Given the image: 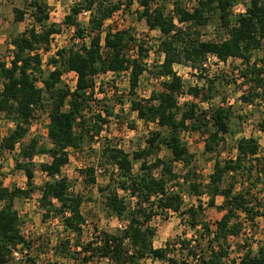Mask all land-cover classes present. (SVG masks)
<instances>
[{
	"label": "trees",
	"instance_id": "trees-1",
	"mask_svg": "<svg viewBox=\"0 0 264 264\" xmlns=\"http://www.w3.org/2000/svg\"><path fill=\"white\" fill-rule=\"evenodd\" d=\"M133 1L141 9L138 19L143 20L149 30H156L163 37L160 45L163 60L153 66L151 73L142 62L141 45L138 47V57L130 58L126 55L125 51L133 41L128 30H103L104 22L123 6L121 2L77 0L60 26L46 25V4L38 0L29 4L32 10L30 14L40 30L36 31L33 27L13 38L10 61L8 64L0 63V112L6 114L14 124L9 134L0 140V152H11L16 146H20L15 169L23 172L27 186L24 190L8 189L0 180V264H9L13 260V253L22 251L28 245L20 231V218L15 202L33 192L35 167L32 160L37 155L44 154L49 158L48 162L39 165L40 171L50 179L40 189L38 202L42 222L57 217L66 231L77 237L82 234L85 223L80 213L82 198L69 193V183L65 178L55 177L68 163V151L80 148L84 134L91 132L98 135L102 130L104 120L98 115L96 120H91V131L86 130L84 113L90 108L95 76L107 72H129L130 96L135 95L139 79L144 73L152 74L155 78L169 79L162 83L161 91L152 93L147 100H131V110L137 113V118L145 123H154L160 130L151 132L145 141V147L132 153L112 145L102 147L100 166L106 168L104 165H109L115 172L110 177L111 183L100 189L101 193L108 190L103 196L104 207L117 220L125 222V228L119 233L98 231L94 239L85 245H75L80 248L79 251L76 249L73 253L61 254L72 259L74 255H82V264L92 263L93 260L98 263L104 260L105 264H140L146 259L158 264H226L224 259L228 256L227 240L238 234V225L232 223L238 213L245 214L251 221L260 217L264 232V211L259 210L258 202L252 203L253 198L248 199L250 190L235 193L232 182L222 186L230 173L244 171V176L247 174L249 178L253 177V162L259 161L260 151L254 138H241L237 142L235 161L214 162L213 172L206 185L207 206L216 207V197H222L223 203L218 208L224 213L216 222L214 231H211L209 224L200 223L201 233L199 240H196L197 247H192L190 241L177 240L173 243V249L170 244L155 248V229L150 226L151 219L157 214L156 210L161 213L180 212L181 197L168 190V185L175 186L179 177L175 173V165L181 164L184 170H188L186 180L193 174L194 155L183 145L181 133L192 131L206 135L204 152H211L229 130L230 113L221 106L202 110L198 103L193 102L187 104L186 109L178 116L177 96L181 93L183 84L173 66L190 64L192 68H196L197 65H202L208 55L214 56L220 63L238 59L242 68L237 76L242 80V85L249 86L248 94L243 95L241 100L251 103L253 99L260 98L264 95V0H248L244 12L235 15L233 19L230 18L233 0H200L192 12L185 11L175 3L172 14L165 13V7L157 3L159 0H127L126 3L129 6ZM82 12H89L88 26L85 28L77 22V17ZM13 13L16 22L23 21L24 11L14 9ZM205 13L218 14L222 26L229 29L227 39L217 43L190 39L188 30L191 27L207 24ZM177 23L184 28L178 27ZM231 23L233 26H230ZM62 26L65 29L74 27L75 37L83 39L86 35L89 42L82 41L58 50L57 58H51L48 63L54 67L53 70L43 77L41 58L37 51H47L52 35L61 33ZM255 53H259L260 57L253 59ZM68 72H73L76 76L73 90L61 85L62 75ZM39 80L42 87L36 85ZM213 84V81L209 82L204 94L201 89L192 87L189 89L190 95L202 101L210 100L214 96ZM45 102L49 106L47 138L51 146L38 147L33 138L22 144V140L27 137L30 121L37 110L45 107ZM162 147L169 152L168 157L158 156ZM244 162H247L246 167ZM136 163L139 167L134 172ZM85 171L90 182H93V170L89 168ZM255 180H259L257 175ZM190 187L195 194H203L197 185L192 183ZM119 192L133 200V207ZM200 210L202 208L198 205L185 211L190 218L189 228L195 232ZM58 248L59 245L55 250ZM184 251L186 252L183 253ZM231 262L264 264V249H258L255 254L247 252L238 262Z\"/></svg>",
	"mask_w": 264,
	"mask_h": 264
},
{
	"label": "rangeland",
	"instance_id": "rangeland-1",
	"mask_svg": "<svg viewBox=\"0 0 264 264\" xmlns=\"http://www.w3.org/2000/svg\"><path fill=\"white\" fill-rule=\"evenodd\" d=\"M35 0H0V63H6L11 59L10 51L13 49L11 40L20 36L27 29L34 27L36 31L40 28L34 22L32 10L29 4ZM47 5L48 20L46 25L55 24L60 26L65 16L66 9H70L77 0H38ZM122 3V7L114 19H107L104 22L103 30L110 29L128 30L132 40L130 48L125 53L130 58L138 57V47L143 48L142 62L145 64L150 73L153 72V66L158 65L163 60V53L160 52V45L163 37L156 30H149L143 20L138 19L139 10L135 1L131 5H127V0H112ZM200 0H195L197 7ZM230 18L242 13L248 0H233ZM158 5L165 7V13L172 14L174 4L178 3L182 9L187 12L186 0H159ZM14 9L24 11L23 21L16 22L14 20ZM69 13V12H67ZM207 24L203 26H193L189 31L190 39L199 42H220L228 37V28L222 26L218 19L217 13H205ZM176 19V18H175ZM89 12H82L77 17V22L82 28L88 26ZM178 27H183L177 23ZM230 26H233L231 23ZM65 31V27L62 26ZM86 42L89 37L85 35ZM51 43H53L51 45ZM76 44L68 34L63 38L51 37L50 47L47 51H42L41 65L43 77L53 70V66L48 64L51 58H57L56 52L63 48H69ZM60 47V48H59ZM260 57L259 53H255L253 59ZM242 68L241 61L238 59H228L226 63H220L212 55H208L202 65L192 68L190 64L174 65L173 69L177 76L181 78L183 87L181 93L177 96V114L186 109V105L190 103H198L202 110H209L215 106L227 108L230 113L228 133L222 136V141L211 152H204V139L206 137L192 131L181 133V141L187 150L194 155L193 174L186 180V170L181 164L175 165V173L179 175L173 184L168 185L171 193H177L182 204L180 212H163L156 210L157 214L151 219L150 226L155 229L153 238V246L155 248H163L166 244H170L173 249V243L177 240L190 241L191 246L198 245L201 233L200 223H207L211 231L215 230L216 222L219 221L224 211L218 207L223 203L222 197H216L214 208L207 206L208 195L206 193V185L209 177L213 172V165L216 160L220 162L235 161L237 157L236 144L241 138H254L259 146V161L253 162L252 178L244 171L230 173L225 178L222 186L234 183V192L250 190L248 199L253 198L259 203V210L264 211V95L260 98L253 99V102L247 103L241 100L243 95L248 94L247 85H242V80L238 78V71ZM128 72V71H127ZM128 73H105L99 74L94 78V92L92 93V101L90 108L85 114L86 130L91 131L92 121L96 120L97 115L104 120L102 130L98 135L91 132L84 134L82 144L78 150L70 149L68 151L69 161L62 167L56 179L65 178L69 183V193L71 195H79L82 198L80 213L85 223L83 225L82 234L77 237L69 231H66L62 222L57 217H52L42 222V211L39 208L40 189L43 184L50 179L40 171L39 165L49 161L48 156L41 154L33 158L35 167L33 178V192L28 197H21L16 200L15 208L20 218V231L27 246L22 251L14 252L13 260L9 264H82L79 255L73 256V259L62 255L63 253H73L79 251L76 244L85 245L94 239L98 231L108 233H119L118 228L123 221L117 220L104 207L103 196L108 193L104 190L106 185L111 183L112 167L107 165L103 168L101 164V151L105 145H112L121 148L128 153L137 151L145 147V141L151 132L159 131L160 128L154 123H145L137 118V113L131 110V100L136 101L147 100L154 92L162 90V83L165 80L155 78L152 74L144 73L139 79V84L135 90V95L130 96L128 86ZM40 79V78H39ZM169 80V79H168ZM167 80V81H168ZM76 76L74 73H64L61 78V85L73 90L75 88ZM213 81V97L210 100L202 101L190 95L189 89L197 87L206 93L209 82ZM42 87L39 80L36 84ZM1 89V81H0ZM48 103L45 107L37 110L30 121L27 137L22 140V144H26L30 139H36L38 147L49 148L50 141L47 138L48 124ZM65 109H67L65 107ZM94 119V120H93ZM92 120V121H91ZM91 121V122H90ZM14 128V124L9 117L0 112V140L6 137L10 130ZM211 131V126L208 127ZM19 145L11 152H0V180L3 186L8 189L20 188L26 189V178L22 171L15 169V161L19 151ZM169 152L162 147L158 152L161 158L168 157ZM245 167L247 162H244ZM139 164H134V172L138 170ZM93 170V182H90L86 169ZM157 174V173H155ZM259 178L255 180V176ZM233 177V179H231ZM116 179V176H113ZM198 186L203 194H195L190 184ZM255 184V185H254ZM205 193V194H204ZM120 196L125 198L126 202L133 207V200L127 195L119 192ZM201 206L197 218V232L189 228V215L185 211L191 207ZM58 205L56 204V207ZM258 208V206H256ZM255 208V209H256ZM185 213V214H184ZM237 218L232 220L234 225H238V234L229 237L227 240L228 256L224 259L226 264H231L232 260L239 261L247 252L255 254L258 249H264V232L263 221L260 217H256L253 221L246 218L245 214L238 213ZM59 245L58 250L55 247ZM197 247V246H196ZM199 248L201 246L199 245ZM20 249V248H19ZM184 251L183 253H185ZM62 253V254H61ZM172 255V254H170ZM77 259V260H74ZM31 260V261H30ZM193 262V260H191ZM104 260L99 263L93 260L89 264H105ZM140 264H158L151 259L142 260Z\"/></svg>",
	"mask_w": 264,
	"mask_h": 264
},
{
	"label": "built area",
	"instance_id": "built-area-1",
	"mask_svg": "<svg viewBox=\"0 0 264 264\" xmlns=\"http://www.w3.org/2000/svg\"><path fill=\"white\" fill-rule=\"evenodd\" d=\"M187 1V4H186V7L188 8L187 10H189V11H191L192 9H193V6H195V0H186ZM241 12H244L243 10L241 11ZM118 13V12H117ZM117 13H113V15L111 16V19H114L115 17H116V15H117ZM176 21V20H175ZM65 33H64V31H62L61 33H59V34H54V35H52V38L53 39H55V38H63L64 37V35H66V34H68L69 35V37H71L74 41H76V43H81L82 41L83 42H86V38H83V39H79V38H76L75 37V28L74 27H70V28H67V29H65ZM53 43H51V45H52ZM53 46V45H52ZM60 48V47H59ZM61 49V48H60ZM42 51H43V49H39L38 51H37V53H38V55H39V57L41 58V55H42ZM214 57V56H213ZM108 73V72H107ZM111 73H113V72H111ZM124 73H128L127 71L126 72H124ZM160 80H165V81H167L168 80V78H163V77H161L160 78ZM125 223H120L119 225H118V228L120 229V230H123L124 228H125ZM16 253H13V255H15Z\"/></svg>",
	"mask_w": 264,
	"mask_h": 264
},
{
	"label": "crops",
	"instance_id": "crops-1",
	"mask_svg": "<svg viewBox=\"0 0 264 264\" xmlns=\"http://www.w3.org/2000/svg\"><path fill=\"white\" fill-rule=\"evenodd\" d=\"M138 7H139V6H138ZM66 10H67V12H69L70 9H66ZM139 10H140V7H139ZM67 12H65L64 14L67 15V14H68ZM81 14H82V13H81ZM81 14H80V15H81ZM71 73H73V72H71ZM121 73H124V72H121Z\"/></svg>",
	"mask_w": 264,
	"mask_h": 264
}]
</instances>
